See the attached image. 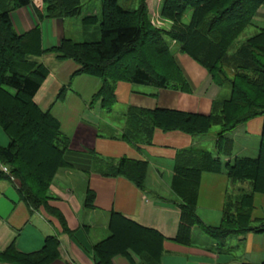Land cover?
<instances>
[{
  "label": "trees",
  "instance_id": "16d2710c",
  "mask_svg": "<svg viewBox=\"0 0 264 264\" xmlns=\"http://www.w3.org/2000/svg\"><path fill=\"white\" fill-rule=\"evenodd\" d=\"M146 1L138 0L136 9L125 10L119 0H101L100 19L90 15L81 21L85 29H96L90 40L74 42L63 38L45 50L38 28L17 35L11 24V12L29 6L31 0H0V129L9 140L6 148L0 147V166L8 169V175L0 170V180L12 177L18 183L20 197L29 208L37 210L46 207L55 174L67 166L63 157L69 140L61 134L50 109L42 111L34 102L49 71L33 58L51 54L58 61L75 63L78 69L72 77L84 75L99 80L101 88L94 99L109 111L115 102L117 82L191 93L174 57L177 52L202 67L212 85L220 89L228 86V98L213 100L209 115L131 108L123 139L149 145L155 130L196 137L218 128L214 155L196 148L176 155L170 183L180 201L175 242L191 245L195 227L217 241L219 248L230 236L263 234L264 219L252 226L251 212L254 195H264V28L232 54L229 51L264 6V0H163L160 18L170 23L168 30L151 25ZM81 9V0H43L41 17L63 21L81 16ZM187 13L189 21L183 24ZM165 39L174 45V53ZM66 91L61 88L57 99L62 100ZM259 117L263 124L257 157H236L221 163L219 156L230 158L233 154L229 133ZM96 160L104 169V177L124 178L144 190L148 169L145 161L120 158L107 164ZM222 173L232 186L246 184L248 188L238 189V196L227 192L219 225L209 227L195 213L200 177ZM92 201L93 196H87L88 207ZM108 229L110 236L93 247L97 264H112L115 256H128L129 252L146 264L159 263L163 238L158 232L118 214L111 215ZM57 246L58 241L48 237L40 252L23 255L11 243L0 251V263L49 264L57 258Z\"/></svg>",
  "mask_w": 264,
  "mask_h": 264
},
{
  "label": "crops",
  "instance_id": "0c3cea01",
  "mask_svg": "<svg viewBox=\"0 0 264 264\" xmlns=\"http://www.w3.org/2000/svg\"><path fill=\"white\" fill-rule=\"evenodd\" d=\"M41 15L43 4L39 8L31 4L11 12L10 20L17 35L38 28L45 50L55 47L63 38L87 39L96 33V29H85L81 23L82 18L97 15L91 9L85 14L81 9V16L77 17L81 27L76 22L69 23L68 19L58 21ZM73 25L77 28L75 32H65ZM174 57L192 88L191 93L117 82L115 102L109 111L94 99L101 88L99 80L84 75L72 77L78 69L75 63L58 61L51 54L33 58L49 71L34 102L42 111L50 109L59 122L61 134L69 140L63 157L67 166L55 174L46 207L37 210L29 208L20 197L15 180H0V251L14 243L18 253L35 254L44 248L46 238L53 237L58 241L57 258L49 264H97L93 247L110 236L111 215L118 214L162 236L158 264H260L264 261V233L230 236L219 248L217 241L195 227L191 245L175 242L180 216V201L170 189L175 159L179 151L198 149L199 137L155 130L149 145L132 144L123 139L131 108L209 115L212 101L223 99L222 89L209 82L202 67L186 55L175 52ZM63 87L66 94L58 100V92ZM262 124L259 117L232 130L228 136L234 143L233 154L230 158L219 156L221 163L247 155L250 143H253L250 157L257 155ZM8 144L7 136L0 129V147L6 148ZM215 153L216 149L212 154ZM96 158L107 164H114L120 158L145 161L148 170L144 190L124 178L104 177V169ZM235 186L247 187L246 184ZM231 189L224 173L201 175L195 213L204 225H219L225 197ZM89 195L93 196L91 207L86 204ZM252 211V226H256L264 219V195H254ZM128 256H115L112 264H146L130 252Z\"/></svg>",
  "mask_w": 264,
  "mask_h": 264
},
{
  "label": "rangeland",
  "instance_id": "374dc122",
  "mask_svg": "<svg viewBox=\"0 0 264 264\" xmlns=\"http://www.w3.org/2000/svg\"><path fill=\"white\" fill-rule=\"evenodd\" d=\"M32 1H33L32 6L35 8H39V6H40L39 1L38 0H32ZM162 2H163V0H147L146 5H147V10H148V15L150 17V22H151V25L153 27L163 28L165 30H168L170 28V23L164 22L160 18L159 10H160ZM118 4L120 7H122L125 10H133V9L137 8L138 0H119ZM81 5H82V13L83 14L86 13L87 9H89V10L91 9V11H93V10L96 11L97 17L100 19L101 0H81ZM189 18H190V13H187V15L182 20V23L187 24L189 21ZM66 21H70L69 23H75L76 22V24L78 23V27H81L80 26L81 25L80 24V18H70ZM68 25L69 24H67V26ZM263 28H264V6L262 8H260V10L255 14V16L253 17V19L251 21V24L249 26H247L243 30V32L239 35V37L234 41L233 45L230 48L229 54H232L240 45H242L249 38L258 34L259 30H261ZM91 29H94V28H91ZM76 30H77V28H75L73 25L72 28L65 29V32L73 33ZM67 36H69V35H67ZM86 38L87 39H80L78 37L77 38L73 37L71 39L74 42H83L84 40H90L91 37L87 36ZM165 41L169 45H171V42L168 39H165ZM173 46L174 45H171V50L174 53L175 48H173ZM228 96H229V89H228V86H226L221 90V98L226 99V98H228ZM107 115L110 116L109 114H107ZM218 132H219L218 128H211L207 134L202 135V136H196V137H199L201 139V142L197 148L200 150H206L208 152L213 153L214 149H215L214 148L215 147L214 140H216ZM239 143L242 144V142H240V141H239ZM249 147H250L249 150L251 152V150L253 149V143H250ZM250 152L245 153L247 155H240L239 157L252 158V157H250L251 156ZM256 157H257V155H254V157L252 159H254ZM247 188L248 187H246V189ZM237 191H238V188L235 185H233L231 192L234 193L235 196L236 195L238 196ZM2 264H4V263H2Z\"/></svg>",
  "mask_w": 264,
  "mask_h": 264
},
{
  "label": "built area",
  "instance_id": "2783aa9c",
  "mask_svg": "<svg viewBox=\"0 0 264 264\" xmlns=\"http://www.w3.org/2000/svg\"><path fill=\"white\" fill-rule=\"evenodd\" d=\"M2 169V171L4 172V173H7V169L6 168H1ZM11 180H12V178H11Z\"/></svg>",
  "mask_w": 264,
  "mask_h": 264
},
{
  "label": "bare ground",
  "instance_id": "6f19581e",
  "mask_svg": "<svg viewBox=\"0 0 264 264\" xmlns=\"http://www.w3.org/2000/svg\"><path fill=\"white\" fill-rule=\"evenodd\" d=\"M128 234V233H127ZM131 234H132V232H131ZM133 236V235H132ZM121 237V236H120ZM120 243V242H119ZM122 244V243H121ZM124 244V243H123ZM126 245V244H125ZM118 246V245H117ZM121 246V245H120ZM119 247V246H118Z\"/></svg>",
  "mask_w": 264,
  "mask_h": 264
}]
</instances>
